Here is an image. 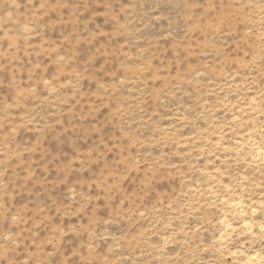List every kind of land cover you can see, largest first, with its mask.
Listing matches in <instances>:
<instances>
[{"label":"clouds","instance_id":"obj_1","mask_svg":"<svg viewBox=\"0 0 264 264\" xmlns=\"http://www.w3.org/2000/svg\"><path fill=\"white\" fill-rule=\"evenodd\" d=\"M0 264H264V0H0Z\"/></svg>","mask_w":264,"mask_h":264}]
</instances>
